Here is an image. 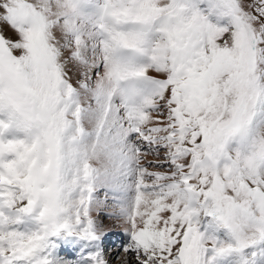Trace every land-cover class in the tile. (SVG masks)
Masks as SVG:
<instances>
[{"label":"snow or ice","instance_id":"snow-or-ice-1","mask_svg":"<svg viewBox=\"0 0 264 264\" xmlns=\"http://www.w3.org/2000/svg\"><path fill=\"white\" fill-rule=\"evenodd\" d=\"M0 264H264V0H0Z\"/></svg>","mask_w":264,"mask_h":264},{"label":"rangeland","instance_id":"rangeland-1","mask_svg":"<svg viewBox=\"0 0 264 264\" xmlns=\"http://www.w3.org/2000/svg\"><path fill=\"white\" fill-rule=\"evenodd\" d=\"M105 224L106 225H109V230H112L113 231V230L117 229V228L114 227V222H111V221H107L106 220L105 221Z\"/></svg>","mask_w":264,"mask_h":264},{"label":"bare ground","instance_id":"bare-ground-1","mask_svg":"<svg viewBox=\"0 0 264 264\" xmlns=\"http://www.w3.org/2000/svg\"><path fill=\"white\" fill-rule=\"evenodd\" d=\"M119 229H115V230H113V231H118Z\"/></svg>","mask_w":264,"mask_h":264}]
</instances>
